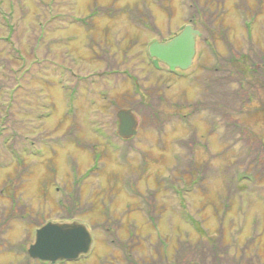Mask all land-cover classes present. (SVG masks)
I'll list each match as a JSON object with an SVG mask.
<instances>
[{
  "label": "rangeland",
  "instance_id": "1",
  "mask_svg": "<svg viewBox=\"0 0 264 264\" xmlns=\"http://www.w3.org/2000/svg\"><path fill=\"white\" fill-rule=\"evenodd\" d=\"M193 9L214 51L200 38L186 71L154 67L147 45ZM226 37L263 48L264 0H0V264H42L23 252L34 227L72 219L92 249L55 264H264V164L253 181L246 157L264 145V76L248 61L211 87ZM205 85L228 116L195 110ZM121 108L138 120L130 140L114 133ZM235 124L245 142L223 136Z\"/></svg>",
  "mask_w": 264,
  "mask_h": 264
},
{
  "label": "water",
  "instance_id": "2",
  "mask_svg": "<svg viewBox=\"0 0 264 264\" xmlns=\"http://www.w3.org/2000/svg\"><path fill=\"white\" fill-rule=\"evenodd\" d=\"M199 32L190 25L168 40L152 42L148 53L154 58L153 63L163 62L169 70L190 67L195 52V38ZM118 120L116 134L122 138H130L136 134L137 117L131 108H121L115 114ZM91 235L83 223L47 222L35 231L34 241L27 249L33 259L49 261L74 260L81 254H87L91 248Z\"/></svg>",
  "mask_w": 264,
  "mask_h": 264
},
{
  "label": "flooded vegetation",
  "instance_id": "3",
  "mask_svg": "<svg viewBox=\"0 0 264 264\" xmlns=\"http://www.w3.org/2000/svg\"><path fill=\"white\" fill-rule=\"evenodd\" d=\"M194 8V7H193ZM213 15L210 16V18L208 19V21H210V19L212 18ZM198 11L193 9V27L195 29H197L199 32H201L198 28ZM202 35V33H201ZM201 37H198L196 39V46H197V41L198 39H200ZM203 41H208L210 46H209V50L214 51V44L212 39L213 38H209V37H203L201 38ZM226 39V40H225ZM222 49L223 51L226 53L225 55H223L222 58V67H220V65L216 64L218 68L215 69L217 70L216 75H221V74H227L230 77V72L233 71L235 72L238 76H243V74L246 73V71H248L249 69H251L250 73H258V75L260 76H264V63L261 62V60H264V47H261V43L257 42L256 46H253L251 44V42L249 43V46L247 47V52L244 45H243V41L239 38V39H230L228 37L223 39V44H222ZM197 52V50H196ZM248 53V55L246 54ZM254 55L256 56V59L254 61H258L257 64H254L252 68H248V70L245 71V64L246 62H248V67L250 66L249 64L253 62V60H250V57ZM214 56L212 55V52L209 53V57L208 59L212 60V62L210 63L209 67H208V72H211V68L212 66H214V59H212ZM163 65V64H162ZM260 65V66H259ZM263 67V68H262ZM211 70V71H210ZM230 82H239L238 78H234L232 79ZM21 167V166H17Z\"/></svg>",
  "mask_w": 264,
  "mask_h": 264
},
{
  "label": "trees",
  "instance_id": "4",
  "mask_svg": "<svg viewBox=\"0 0 264 264\" xmlns=\"http://www.w3.org/2000/svg\"><path fill=\"white\" fill-rule=\"evenodd\" d=\"M245 1V0H242V2ZM211 79V77L209 78ZM231 78L229 77V75L227 74H221V75H215V77L212 78L211 81V87L213 85H216V88H220V85L219 84H223V86L228 83ZM206 88L208 90V94L206 95L207 96V99L206 100H201L202 102H195L196 104V109L195 110H198L200 109L199 107V104L201 105V108H208L212 111H215L217 112L219 115H224V109L219 107V105L222 103L224 105V107H229L232 102L231 101H227V102H224L222 101L221 99H218V98H215L213 97V95L215 94V90L212 91L211 90V87L210 86H207L205 85ZM262 87H264V84H261ZM240 89V88H239ZM238 91L240 90H236L235 92H233L234 95V98L236 99H239V98H242V96L238 93ZM211 92V93H210ZM224 102V103H223ZM151 107V104L149 103V105L147 106V109H150ZM234 122V121H232ZM230 132V136H233L235 132H238L239 136L242 138V135H243V130L240 129L239 127H236V126H232L230 125V127L228 129H226V132ZM243 141L245 142L247 139L246 138H242ZM247 156H250V163L249 164H252L253 165V170H251V177L253 179V181H256V175L259 173V170L257 169L256 170V167H255V163L257 162H261L262 164H264V146L260 143H258V145H252L251 146H247V151H246V157ZM245 159V157L242 156V158H240L239 160H236V161H241L243 162ZM235 161V162H236ZM233 167L236 168L235 166V163L232 164ZM237 170V169H236ZM198 173L197 170L195 169V172L193 173L196 174ZM241 173H238L236 171V176L239 177ZM233 178H234V175H233ZM252 240H254V238H252ZM254 259L257 260L258 264H261L260 263V257L261 255L257 254V253H253L252 254ZM260 256V257H259ZM252 259V258H251ZM250 259V263L248 261V264H252V260Z\"/></svg>",
  "mask_w": 264,
  "mask_h": 264
}]
</instances>
